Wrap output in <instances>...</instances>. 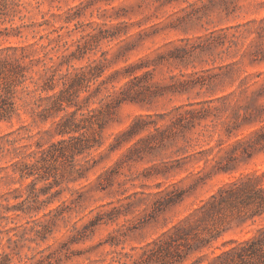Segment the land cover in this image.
Here are the masks:
<instances>
[{
  "label": "clouds",
  "instance_id": "clouds-1",
  "mask_svg": "<svg viewBox=\"0 0 264 264\" xmlns=\"http://www.w3.org/2000/svg\"><path fill=\"white\" fill-rule=\"evenodd\" d=\"M0 264H264V0H0Z\"/></svg>",
  "mask_w": 264,
  "mask_h": 264
}]
</instances>
